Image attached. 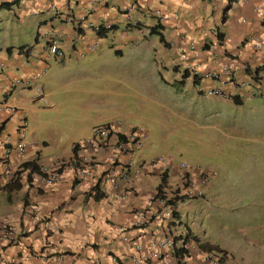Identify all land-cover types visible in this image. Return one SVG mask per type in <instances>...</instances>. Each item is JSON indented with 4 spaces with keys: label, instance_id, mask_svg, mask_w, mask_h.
Here are the masks:
<instances>
[{
    "label": "crops",
    "instance_id": "obj_1",
    "mask_svg": "<svg viewBox=\"0 0 264 264\" xmlns=\"http://www.w3.org/2000/svg\"><path fill=\"white\" fill-rule=\"evenodd\" d=\"M94 1L20 0L17 5L7 9L13 18L25 23L26 29L16 41L0 45V63L5 65L3 69L0 68V86L5 75L39 76L32 87H18L8 93H3L0 89V101L4 99L8 105L0 111V137L9 136L12 140H17L20 113L25 112L28 118L31 112L36 111L35 104L41 100L35 99L33 86H40L45 98L50 95L52 99L53 89L48 87L44 90L45 81H38L47 71L49 60L52 58L64 67L67 62L74 58L79 60L85 54L96 52L95 61L99 63L104 56L109 57L113 53L117 58L129 56L136 62L140 60L141 66H148L145 67L148 74L157 73L161 77L160 68L167 69L169 66V63L164 64L162 57L169 55L157 57L152 51L155 49L152 40L154 34L149 33V27L156 23L160 25L158 31L164 37L163 46L176 48L183 70L192 61L191 57L183 59L180 54L188 40L195 41L201 48L199 60L203 70L215 68L218 62H232L240 69L239 72L236 71V81L251 76V71L258 70L259 52H253L245 39L249 33L259 30L260 23L252 8L256 4L264 7V0H246L244 3L234 0L238 9L233 18L228 12L226 17L224 16L229 9H224L227 0H219L220 5L215 0H104L100 5H94ZM146 2L169 15V20L162 22L152 12L144 10L142 5ZM132 5L133 9L128 10ZM89 6L91 12L85 16L84 10ZM143 15L151 16L154 21L150 24L143 22ZM99 17L112 25L104 36H99L88 26V23L96 22ZM45 27L56 30L60 35L59 45L64 53L61 59L57 60L48 52L47 39L42 34V28ZM218 32L223 35L219 36ZM95 42H99V46L89 51L88 45ZM104 43H107L109 49H101ZM250 55L253 57L247 63V68L242 70L243 62ZM215 59L218 61L215 62ZM170 68L174 71L180 69L178 64ZM127 69L128 67L117 69L113 81L120 83L128 78L131 71L127 72ZM259 74L262 76L260 82L264 87V70ZM194 79L188 71V75L183 76L180 82H188L201 97H205V87L218 84L214 80L196 78L195 82ZM232 81L234 79L227 81L226 87H230ZM255 88L252 86L250 90ZM263 94L264 88L260 93L255 90L254 95ZM240 99L242 103L245 100ZM144 101L148 110L155 104L161 105L153 91H148ZM135 126L139 125L129 123L126 118L125 122L120 123L118 130L126 133ZM25 137L26 134L24 140ZM147 139H144L143 146L136 152L128 177L124 178L118 172L115 181L110 178L108 172L109 147L90 151L78 148L75 152L58 156L54 161L48 162L37 141L29 143L25 140L29 144L25 155L12 153L13 168L24 161L36 159L41 169H51L58 160L67 161L71 158L75 159L79 166H89L90 172L81 178L74 167L65 164L55 181L39 184L28 180L25 174H19L18 181H12V177L6 176L4 169L0 168V264H112L113 258H117L120 264H130L129 257L134 252V244L142 242L146 246L162 232L153 216L141 225H133L138 210L150 212L151 206L148 205L147 199L157 190V184L152 180L157 178L160 182V175L165 170L167 175L170 171L178 173L177 166L172 165L167 167L168 169L157 165L147 169L141 166L146 158L160 155L153 154ZM2 152L0 145V156ZM135 168L140 171L135 173ZM17 182L19 185H16ZM96 183H99L100 193H103V196L98 198L92 190ZM164 188V195L167 196ZM216 188L215 181L209 183L205 188L204 197L196 198L201 202L195 204L209 203L218 193ZM122 194L125 199L120 198ZM189 204L194 203L190 200L178 202L176 218L167 220L172 237L175 236L173 231L178 226L182 208L187 210ZM122 226L125 227L123 231L120 229ZM188 231L192 234L189 227ZM5 233L8 234L7 238L3 237ZM177 240L179 238L174 239L176 246H179ZM191 241L194 242L192 239ZM190 249L191 256L181 259V264H185V259L189 264H201L202 253L207 251L199 247Z\"/></svg>",
    "mask_w": 264,
    "mask_h": 264
},
{
    "label": "rangeland",
    "instance_id": "obj_2",
    "mask_svg": "<svg viewBox=\"0 0 264 264\" xmlns=\"http://www.w3.org/2000/svg\"><path fill=\"white\" fill-rule=\"evenodd\" d=\"M237 9L234 1L229 16L235 17ZM142 21L150 24L154 19L143 15ZM25 29V23L7 9L0 10V45L16 41ZM152 40L154 55H169L162 57L169 66L160 68L161 77L148 74V66H141L140 60L117 58L113 53L99 63L96 52L85 54L64 67L53 58L49 60L38 81H45L44 90L53 89L52 99L47 95V102H36V111L27 118L25 140L37 141L44 158L51 162L71 153L75 142L91 137L95 126L123 123L127 118L129 123L145 127L150 131L146 141L154 155L169 157L172 166L184 162L191 166L189 171L194 167L215 171L216 197L202 205L195 204L201 200L192 199L194 204L182 208L173 231L182 235L177 242L182 244L189 227L200 242L226 249L222 264H264V94L255 96L254 90L241 104L220 96L201 97L188 82H180L184 67L176 48H165L158 34L152 35ZM101 49H109L107 43ZM175 64L178 71L170 68ZM126 67L131 71L128 78L113 81L114 72ZM148 91L154 92L161 105L147 109L144 100ZM152 182L160 183L157 178ZM164 187L168 197L185 191L173 171ZM210 254L223 256L217 249ZM184 262L189 264L186 259Z\"/></svg>",
    "mask_w": 264,
    "mask_h": 264
},
{
    "label": "built area",
    "instance_id": "obj_3",
    "mask_svg": "<svg viewBox=\"0 0 264 264\" xmlns=\"http://www.w3.org/2000/svg\"><path fill=\"white\" fill-rule=\"evenodd\" d=\"M246 0H240L241 3H244ZM104 0H95L94 5H100ZM140 6L142 3H139ZM133 5L128 8V10L133 9ZM142 8L159 18L160 21L165 22L169 20L170 16L162 12L161 9L153 8L146 3H143ZM253 12L259 20V30L249 33L245 39L246 43L249 44L253 52H259L258 63L259 67L256 72L251 71V76L239 78L235 80L237 69L232 62H218L217 66L212 69L203 70L202 63L199 60L201 54V48L198 47L195 41L188 40L186 43L185 49L180 52L183 59L191 57V60L188 65V71L193 77H201L202 79L214 80L217 81V85H212L205 87L203 94L205 97L211 96H220L223 98L233 99L234 96L239 98L249 99L254 90L261 92L263 84L260 82L262 76L259 74L260 67L264 64V7L259 5L253 6ZM55 10V9H54ZM91 12V7L89 6L84 10V15L86 16ZM101 17L96 22L88 23V26L92 27L93 30L98 32L101 28L110 29L112 25L110 23H103L100 25ZM244 21V19H242ZM42 34L46 37L48 43V51L53 54L56 59H60L64 56L62 49L60 48L59 41L60 35L56 30L45 27L42 28ZM99 46V42L92 43L88 45V50L92 51ZM253 55H250L245 62L242 64V70L247 68V63L251 60ZM218 60L215 59V62ZM4 63H0V68H4ZM259 71V72H258ZM39 75H33L31 77H11L4 76L2 80L0 89L3 93H8L18 87H32L33 83L36 81ZM230 87H226V82L231 81ZM256 87L254 90L250 88ZM35 88V99L47 102L45 95L43 94L39 86H33ZM6 101L3 99L0 101V111L4 110L7 107ZM14 110V108H12ZM17 127V140H12L9 136L0 137V145L3 148V152L0 156V168H3L6 172V176H13L17 172L20 175H26L29 172V169L22 170L21 164L16 168H13L11 162L12 153L15 152L18 156H23L26 153L28 143L25 142L24 136L27 131V118L26 113L21 112L19 116ZM120 125L119 121H115L109 124L108 126H95L93 127L92 136L83 139L79 143L81 149H86L87 151L100 149L103 147H110V154L107 158L108 172H110V178L115 181L118 172L120 176L124 178L128 177L131 172L132 161L136 155V152L141 149L143 146L144 139L148 136V130L143 126H135L130 128L126 133L118 130ZM1 127V122H0ZM118 134H121L122 137H119ZM114 138V141H111V138ZM65 163H69L72 167L76 169L77 175L79 177H86L90 172L89 166H79L75 159H69L66 161H58L55 167L51 169H41V171H33L30 174L31 181H35L39 184H50L57 179L60 175V169ZM146 166L147 168L159 166V167H170L172 165V160L169 157L163 158L162 156L158 157H148L142 161L141 166ZM20 168L18 171L17 169ZM191 168L190 165L180 162L177 167L179 175V183L184 187L185 191L183 194H179L177 191L174 192L173 196H182L187 197L202 196L205 191V188L208 186L210 181L215 176V171L202 169L194 167L191 171L188 170ZM12 169V170H11ZM139 168H135L134 172L138 173ZM172 196V197H173ZM121 199H125V195H120ZM170 197L162 194H158L157 191L150 194L147 201L148 205L151 206L150 212L147 213L143 210L137 211V217L133 221V225H141L145 223L149 217H154L158 222L161 228V234L150 240L148 245L142 244V242H137L134 244V252L129 257L130 264H181V259L189 257L190 247H196L195 242L188 239L186 243L176 246L173 237L170 235L169 228L167 226V220L173 217V213L176 211V206H174L170 201ZM120 229L123 231L125 227L122 226ZM4 238L8 237V234L3 235ZM3 238V239H4ZM177 248H183L187 252H184L182 258H178L175 254ZM0 252H2V242H0ZM201 260L205 261V264H222L219 256L212 255L210 252L202 253ZM112 264H120V261L117 258L112 259Z\"/></svg>",
    "mask_w": 264,
    "mask_h": 264
},
{
    "label": "trees",
    "instance_id": "obj_4",
    "mask_svg": "<svg viewBox=\"0 0 264 264\" xmlns=\"http://www.w3.org/2000/svg\"><path fill=\"white\" fill-rule=\"evenodd\" d=\"M233 1H234V0H227V2L225 3L224 9H228V8H230L229 6L231 5V3H232ZM19 2H20V0H10V1H9V0H4V1H1V2H0V9H1V8L10 9V8H12V6L17 5ZM226 14H227V11H226L225 14H224L225 17H226ZM103 23H106V21L102 18L101 21H100V25L102 26ZM158 26H160L158 23H156V24L153 25V26H150V27H149V30H150L149 33H150V34H158V35H159V39H160V41H161V42H164V37H163V35L161 34L160 31H158ZM106 31H107V29L101 28V29H100L98 32H96V33H98L99 36H104V35H106ZM218 35H219V36H222L223 33H222V32H218ZM60 59H61V58H60ZM260 69H261V70L264 69V64L260 67ZM187 75H188V69L186 68V69L184 70V72H183V76H187ZM194 80H195V82H197L196 79H194ZM233 102H234L235 104H241V103H242L241 99H240L238 96H234V97H233ZM103 126H108V127H110L108 123H107V124H103ZM118 135H119V137H122L121 134H118ZM79 143H80V142H77V143H74V144H73V147H72V151H73V152H75L78 148H80V147H79ZM20 166H21L22 170L29 169V172L27 173V179L29 178V180H30V174H31V172H33V171H36V172L41 171V168H40L39 164L36 162V159H32V160L24 161V162L21 163ZM167 177H168V175H167L166 172H163V173L160 175V183L157 185V188H156L157 191H158V192H157L158 194H161V192H163V188H164V186H166V184H167ZM19 178H20V176H19V172H17L16 174H14V175L12 176L11 180H12V181H18ZM16 185H19L18 182L16 183ZM92 190L95 191V197H96V198L103 196V193H100L99 183H96ZM204 195H205V191H204V193L202 194V196H199V197H198V196H194V197H191V198H190V197H187V196H185V195H182V196H173V197H171V198L169 199V201H170L174 206H176L177 203H178L179 201L182 202V201H184V200H192V199L195 200L196 198H202V197H204ZM176 211H177V210H176ZM176 211L173 213V217H175V218H176V215H175V214L178 213V211H177V212H176ZM173 217H172V218H173ZM178 217H179V216H177V218H178ZM178 219H179V218H178ZM167 226L169 227V221L167 222ZM178 238H182V235H180V237H179V236H176V235L173 236V239H178ZM189 238H191L192 240H194V241L199 245V247H200L201 249H203V250L212 251V250H214V249H217V250L221 251V252L223 253V256L220 257L221 261H223V259L225 258L226 249H224V248H220V247L217 246V245H213V244H210V243H207V242H200V240L198 239V237H197L196 235H192L190 231H188L187 234L185 235V237H184V241L182 242V244H183V243H186L187 240H188ZM184 252H187V251L184 250L183 248H177L176 251H175V254H176V256H177L178 258L181 259V258H182V255H183ZM18 264H22V263H18Z\"/></svg>",
    "mask_w": 264,
    "mask_h": 264
},
{
    "label": "clouds",
    "instance_id": "obj_5",
    "mask_svg": "<svg viewBox=\"0 0 264 264\" xmlns=\"http://www.w3.org/2000/svg\"><path fill=\"white\" fill-rule=\"evenodd\" d=\"M111 28H112V27H111ZM111 28H110V29H111ZM107 30H108V29H107ZM96 34H98V33H96ZM46 44H47V49H48V43H46ZM48 52H49V51H48ZM57 60H58V59H57ZM187 69H188V68H187ZM263 70H264V69H263ZM263 70H262V71H263ZM259 71H261V69H259ZM189 73H190V72H189ZM192 77H193V76H192ZM194 78H195V79H196V78H198V79H202L201 77H198V76H197V77H194ZM39 87H40V86H39ZM222 98H223V97H222ZM224 99H229V98H224ZM232 100H233V99H232ZM108 124H110V123H108ZM81 141H82V140H81ZM70 159H71V158H70ZM61 160H62V161H66L65 159H60V160H58V161H61ZM68 160H69V159H68ZM68 160H67V161H68ZM58 161H57V162H58ZM67 161H66V162H67ZM57 162H56V163H57ZM56 163H55V165H56ZM65 164H69V163H65ZM65 164H64V165H65ZM55 165H54V167H55ZM64 165H63V166H64ZM63 166H62V167H63ZM52 168H53V167H52ZM166 168H167V167H166ZM61 169H62V168H61ZM61 169H60L59 171H61ZM167 169H168V168H167ZM163 172H166V170L163 171ZM163 172H162V173H163ZM60 173H61V172H60ZM26 178H27V177H26ZM81 178H83V177H81ZM28 180H29V178H28ZM30 181H31V178H30ZM171 186H172V185H171ZM171 186H169V188H171ZM156 191H157V190H156ZM157 192H158V191H157ZM161 193L163 194L164 191L161 192ZM171 197H172V196H171ZM171 197H170V198H171ZM179 202H181V201H179ZM176 210H177V205H176ZM189 239H190V238H189ZM187 241H188V240H187ZM194 242H195V241H194ZM196 245H198V244H196ZM198 246H199V245H198ZM199 248H200V247H199ZM200 249H201V248H200ZM202 250H203V249H202ZM206 251H207V250H206ZM207 252H210V251H207Z\"/></svg>",
    "mask_w": 264,
    "mask_h": 264
}]
</instances>
